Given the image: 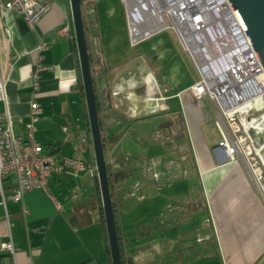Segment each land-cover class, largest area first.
Returning <instances> with one entry per match:
<instances>
[{"label": "crops", "instance_id": "obj_1", "mask_svg": "<svg viewBox=\"0 0 264 264\" xmlns=\"http://www.w3.org/2000/svg\"><path fill=\"white\" fill-rule=\"evenodd\" d=\"M85 8L87 24L94 25L95 2H86ZM6 23L12 31L8 96L14 132L28 138L25 124L38 104L42 114L35 138L44 152L57 162L79 156L96 171L76 175L66 169L53 174L49 193L34 189L22 201L10 199L18 189L16 176L13 182L11 175L4 185L9 199L6 204L0 201V264H113L70 0H53L52 10L33 28L15 14H9ZM67 27L69 35L62 32ZM88 37L93 59L102 54L94 65L106 158L108 164L117 165L110 169L111 181L126 179L145 164L164 161L166 167L157 168L160 174L154 173L158 178L153 177L152 185L133 189L125 181L120 183L124 192L120 189L114 195L124 264H264L263 186L246 162H233L217 150L222 136L216 124L221 138L207 128L210 120L204 100L190 91L196 83L167 95L155 77L160 56L140 55L109 64L101 40L99 47L90 27ZM34 72L39 75L38 90ZM148 74L154 76L160 94L155 106L147 99ZM174 99L178 108L170 104ZM112 113L126 121L109 119ZM159 114L164 115L156 123L133 126ZM132 140L152 149L163 146L172 152L171 159L149 150L140 154V162H133L125 143ZM177 177L197 178L198 184L189 187L190 194L185 190L169 194L165 188ZM155 226H161L157 234ZM11 241L15 255L2 249Z\"/></svg>", "mask_w": 264, "mask_h": 264}, {"label": "built area", "instance_id": "obj_2", "mask_svg": "<svg viewBox=\"0 0 264 264\" xmlns=\"http://www.w3.org/2000/svg\"><path fill=\"white\" fill-rule=\"evenodd\" d=\"M123 1L126 5L129 34L133 45L168 29L167 20L170 21L172 29L200 75L199 81L191 87L190 91L197 99H209L216 104L218 117L216 126L222 136V142L217 150L233 162L239 160L246 162L264 191V158L261 155L264 150V67L230 2L226 0V7L234 23L230 25L229 35H227L229 37H225L230 44L226 48L216 45L215 49H218L213 52V57L219 58L221 64L212 66L213 61H210L208 66L203 58L196 55V50H200L199 47L202 48V46L193 40L200 39L202 43L214 46L219 42L220 37L223 38L216 29L212 32L209 29L203 30V34L201 33L199 37L196 31H192L194 33L192 37L187 30L179 29L169 13L164 14L165 27L150 29L147 23L149 19L143 21L144 0ZM52 8L53 0H11L9 2L0 0V103L4 104V112L0 113V201L3 204H6L9 199L5 194L4 185L11 175L16 176L18 189L10 199L22 201L24 194L34 189H42L49 193L48 182L53 174H60L66 169H70L76 175L85 171L94 174L96 171L79 156L75 155L57 162L52 155L44 152V148L35 138L36 124L42 114V108L38 104L33 105L29 114L30 121L25 124L28 138L17 135L13 129L14 121L10 114L8 96V84L13 70L12 31L6 23V17L9 14L22 16L33 28ZM192 15H195L194 20H196L198 11L194 10ZM62 32L69 35L71 28H64ZM206 36L211 40L210 43ZM236 39H240L244 45L239 47L240 42H235ZM238 47L240 50H237ZM40 49H44V46ZM94 69L98 70L95 65ZM32 78L34 88L38 90V73L34 72ZM150 78L156 86L152 74L147 75L146 83ZM138 199L142 200L143 197ZM2 249L15 255L16 250L12 241L4 243Z\"/></svg>", "mask_w": 264, "mask_h": 264}, {"label": "rangeland", "instance_id": "obj_3", "mask_svg": "<svg viewBox=\"0 0 264 264\" xmlns=\"http://www.w3.org/2000/svg\"><path fill=\"white\" fill-rule=\"evenodd\" d=\"M96 5V9L93 12L94 18L90 22L94 25H88L90 27V33L93 35H97V43L100 47L99 39L102 43V53L107 63L119 64L123 61L133 60L134 58H139L140 55L143 57L149 58L150 56H160L159 68L156 71L155 77L157 78L160 86L167 93H171L175 95L179 90L183 87L188 86L193 83H197L199 81L200 75L197 71V68L187 54V52L183 49V45L180 42L176 32L172 29V25L169 20H167L169 28L157 33L153 37L148 38L147 40L138 43L136 45L132 44V40L129 34V25L127 19V10L126 5L123 0H93ZM87 17V16H86ZM87 19V18H85ZM88 20V19H87ZM86 20V22H87ZM167 44L168 48L167 51ZM169 55H168V53ZM168 56L172 57L170 60L166 58ZM166 58V59H165ZM95 62L99 63L102 59V54L95 58ZM166 60V64L164 65L163 61ZM156 69V68H155ZM172 106L178 105V100L174 99L170 101ZM205 109L207 110V114L210 120V125L207 127L210 130H214V133L217 134V138H221L218 130L215 126L216 121L218 119L216 113V104L210 101L209 99H205L203 101ZM178 108V107H177ZM175 114L180 112L174 111ZM164 114H159L156 116H151L146 118L145 120L138 121L134 123V127L140 128L142 124V128L151 123H156L160 121V117ZM168 114H166L167 116ZM151 120L155 122H150ZM143 121H149L144 123ZM145 131V130H143ZM126 149L128 155H130L129 159L133 162H140L142 156L140 154H147L148 151H152V155H160L159 158L169 157L167 150L164 149L163 146H155L153 149L151 146H147L143 142L140 141H126ZM133 155V156H132ZM140 156V157H139ZM161 169V168H160ZM138 174H132L130 178L126 181L128 187L134 189L135 186L141 185L142 188L145 185H152L148 180H144ZM163 178V174L161 176ZM169 178V177H168ZM13 182H15V175L12 176ZM157 180H155L156 182ZM172 185L170 188H165L166 191L170 193L182 192L185 190V194H190L189 187L191 185H197V178H192L191 181L183 180L182 177H177L171 180ZM195 195H197L198 190L194 189ZM133 192V191H132ZM136 193V192H134ZM137 198V197H136ZM136 200L133 198V201ZM131 200V203L133 202ZM134 204H139L134 202ZM206 213L204 216L206 217ZM202 219H205L202 217ZM201 219V220H202ZM200 221L197 219L193 221L191 227L193 229L194 222ZM203 221V220H202ZM203 226V225H202ZM165 227V226H164ZM155 234L158 231H161V226H155ZM166 229V228H165ZM202 260H205L203 258Z\"/></svg>", "mask_w": 264, "mask_h": 264}, {"label": "water", "instance_id": "obj_4", "mask_svg": "<svg viewBox=\"0 0 264 264\" xmlns=\"http://www.w3.org/2000/svg\"><path fill=\"white\" fill-rule=\"evenodd\" d=\"M88 1L93 0H70V4L72 9L74 31L78 46V54L80 58L82 81L84 85L90 119L91 134L95 150L98 178L103 198V207L109 236L112 262L113 264H123L122 250L118 236L114 207V205L116 204L113 198L114 195L117 196V194H119L121 191L124 192L125 188L124 186H120V183H124L130 177L126 179H123L121 177L118 178V180H116L115 182L111 181L110 169L114 166V164H108L106 158V147L104 145L102 135L97 96L98 93L96 89L97 74L92 68V54L90 52L91 44L88 37V29L86 27V17L84 16L86 12L85 4ZM228 1L230 2L232 9L234 10L238 20L245 30L249 42L251 43L254 51L256 52L260 62L264 67V0ZM108 118L121 119L124 122L126 121L122 117L113 115V113L109 114ZM167 152L168 154H170L168 158L170 160L172 152ZM160 167H164L166 169V167L164 166V161L158 163V165L145 164L144 169L140 172H136V174H138L142 179L148 180L151 183L152 180H154V173L157 172L160 174V171L157 170V168ZM154 178H158L157 174H155Z\"/></svg>", "mask_w": 264, "mask_h": 264}, {"label": "bare ground", "instance_id": "obj_5", "mask_svg": "<svg viewBox=\"0 0 264 264\" xmlns=\"http://www.w3.org/2000/svg\"><path fill=\"white\" fill-rule=\"evenodd\" d=\"M142 4V6H145L142 9L144 14L143 21L149 19L147 23L150 29L165 27L164 14L166 13L170 14L179 29L187 30V33H190L192 37H194L192 31H196L199 37L201 33L203 34V30L209 29L212 32L216 29L223 38L220 37L219 42L214 46L213 44L207 45L205 42L202 43L200 39L199 41L196 39L193 41L199 42L200 46H202V48L199 47L200 50H196V55L203 58V61L208 66H210V61H213L212 66L221 64L219 58L213 57V52L218 49H215L216 45L222 48L229 46L230 41L225 37H229L227 35H229L230 25L234 23L233 17L228 13L226 0H144ZM194 10L198 11L196 20H194L195 15H192ZM180 32L183 33L182 31ZM206 37L210 43L211 40H209L208 36ZM190 41L192 42V40ZM236 41L240 42L238 43L239 47L244 45L240 39H236ZM239 47L237 50H240ZM237 50H235L236 53ZM147 85V99L152 106H155L158 104V98H156L157 90L152 78L149 79ZM261 155L264 158L263 151Z\"/></svg>", "mask_w": 264, "mask_h": 264}, {"label": "trees", "instance_id": "obj_6", "mask_svg": "<svg viewBox=\"0 0 264 264\" xmlns=\"http://www.w3.org/2000/svg\"><path fill=\"white\" fill-rule=\"evenodd\" d=\"M85 17L87 16L86 15V12H85V15H84ZM86 27H87V29H88V24H87V22H86ZM94 63H95V60L93 59V57H92V68H93V70H94V72H95V69H94ZM96 89H97V87H96ZM90 127V126H89ZM101 127H102V124H101ZM102 131H103V128H102ZM102 135H103V133H102ZM103 140H104V145H105V147L107 148V142L105 141V138H104V136H103ZM86 162V161H85ZM87 163V162H86ZM114 207H115V209H116V205H114ZM122 257H123V253H122ZM123 264H124V261H123Z\"/></svg>", "mask_w": 264, "mask_h": 264}, {"label": "flooded vegetation", "instance_id": "obj_7", "mask_svg": "<svg viewBox=\"0 0 264 264\" xmlns=\"http://www.w3.org/2000/svg\"><path fill=\"white\" fill-rule=\"evenodd\" d=\"M93 11H94V9H92L91 13H93ZM165 125H167V124H165ZM165 127H166V126H164L163 130H164V131H167V130L165 129ZM161 130H162V129H161Z\"/></svg>", "mask_w": 264, "mask_h": 264}]
</instances>
